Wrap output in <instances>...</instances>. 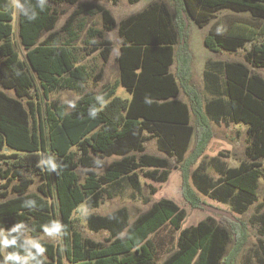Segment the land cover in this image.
<instances>
[{
    "label": "trees",
    "instance_id": "16d2710c",
    "mask_svg": "<svg viewBox=\"0 0 264 264\" xmlns=\"http://www.w3.org/2000/svg\"><path fill=\"white\" fill-rule=\"evenodd\" d=\"M98 1L46 0L41 10L39 0H21L31 5L37 14L32 21L19 14V34L28 49L30 69L40 80L45 97L57 89H78L90 78L86 66L79 64L71 44L62 41L60 32L55 30L61 15L53 4L75 6L64 31H71L79 17L91 13H101L105 29H114L117 22L112 12ZM128 1L135 4L141 0ZM171 1L173 9L164 1H152L118 24L120 83L130 97L116 95L113 87L103 96L106 106L102 110H99L100 104L104 101L97 100L92 93H86L70 112L63 104L50 103L46 107L45 123L43 109L31 94L33 77L11 41L14 10L8 6V0H0V85L15 92V96H10L0 89V164L13 159L9 167L0 166V199H3L0 201V230L5 231L0 235V264L8 253L19 255L20 260L9 259L7 264H37L31 258L36 253L35 247L19 231L28 226L36 236L50 230L58 215L64 228L61 230L65 233L64 243L38 240L46 249L42 257L44 264H66L65 259L69 264H154L157 250L152 235L168 224L180 233L176 249L161 264L231 263L226 253L229 244L235 241L232 232L242 235L241 225L219 214L223 220L234 224L235 229L221 225L213 217L183 228L186 210L168 197L154 202L132 222L127 207L106 215L90 213L88 227L94 232L107 231V243L85 238L74 228V213L78 207L81 204L89 209L99 207L107 186L127 180L134 191L140 193L139 170L144 168L147 169L145 177L166 181L172 157L182 170L181 194L191 207H197L199 196L189 181L190 166L206 150L213 135L212 122L229 120L248 126L247 160L228 167L216 158L220 177L214 181L198 175L197 186L202 193L223 202L233 198L239 212L256 200L259 179L263 175L264 77L254 73L249 65L264 68V42L254 43L245 55L246 62L222 64L226 98L220 96L205 103L199 89L191 82L192 56L187 38L188 21L192 20L200 27L210 25L204 43L212 51H236L249 41L255 42L264 35V0ZM225 10L231 15H218ZM45 34L46 39L40 42ZM86 44L89 53L99 51L104 61L110 59L113 43L104 30L90 28ZM217 73V69L206 71L205 80L209 81L213 75L217 78ZM181 92L188 100L180 98ZM146 98L152 103L146 104ZM93 106L99 110L94 119L89 115ZM151 139H156L158 149L166 157L146 152L145 143ZM10 149L13 154H8ZM38 153L52 156L58 165L53 174L44 169L48 180L47 189L44 184L39 186L42 195L28 192L33 179L23 174L27 168L41 170L37 167L41 159ZM113 155L120 158L111 161L105 172L98 175L93 169L103 168L104 158ZM79 167L89 169L82 184L77 172ZM15 179L19 181L17 184H13ZM51 190L58 209L49 201ZM11 192L15 196L8 198ZM261 221L264 225V214ZM5 240L9 241L7 246ZM243 240L238 243L242 245Z\"/></svg>",
    "mask_w": 264,
    "mask_h": 264
},
{
    "label": "rangeland",
    "instance_id": "374dc122",
    "mask_svg": "<svg viewBox=\"0 0 264 264\" xmlns=\"http://www.w3.org/2000/svg\"><path fill=\"white\" fill-rule=\"evenodd\" d=\"M152 1L156 0H141L135 4L129 3L128 0H117L116 2H114V0H99V3L103 4L112 12L117 22L116 27L112 30H106L101 13H91L79 17L74 22L71 31L68 32L64 31L63 27L66 24L69 16L74 11L75 6L69 4H53V6L60 11L61 15L55 30L60 32L62 41H67L71 44L76 53L79 64L86 66L90 73V78L86 82L81 83L78 89H57L50 93L49 97H45L40 80L38 79L36 73L30 69L27 60L28 49L23 45L19 34V13L14 15V30L11 41L18 52L20 59L27 64L29 73L33 77L34 85L31 89V94L33 95L34 100L38 102L43 109V121L46 118V107L48 104H63L66 106L67 111L70 112L74 108L69 107L65 101H75L77 105V103L80 102L86 93H92L96 96L103 97L107 94L110 88L114 87L116 95L123 98L130 97L129 92L120 83V71L117 57L119 55L121 38L118 31V24L123 18L141 11ZM160 1L168 3L171 9H173L171 0ZM218 15L224 17L231 15V13L229 11H222ZM243 16H248V14H244ZM188 23L189 33L187 38V47L192 56L191 82L199 89L202 100L205 101L210 98V95L204 86L205 78L203 72L206 64L213 60H217L222 63L226 61L246 62V53L251 50L254 43H263L264 35L257 37L255 42H247L245 46L240 47L236 51L223 50L221 53H219L212 51L205 45V28L196 25L192 20H189ZM90 28L104 30L106 37L112 41L113 50L108 61L103 60L99 51L89 53L86 49V39L89 36ZM46 37L47 34H45L40 39V42L46 39ZM249 66L254 73H258L264 77V68H257L253 67L252 65ZM174 69L175 67L173 70ZM0 89H3L10 96H15V92L11 89H5L1 85ZM180 98L188 100L184 92H181ZM247 127L248 126L245 123H231L230 121L226 123L223 121V123L220 124H216L215 122L211 123L213 133L212 138L203 154L190 166L189 181L199 196L197 207H191V205L188 204L183 198L181 194L182 170L178 168L179 165L176 166V160L172 157L170 158L171 167L169 169V174L166 181H157L145 177L144 172L147 169L144 168L139 170L142 183V190L140 193L135 192L127 180H123L121 184L116 186H107L108 191L99 207L96 209H89L86 204H81L78 207L74 213V228L81 232L85 238H92L96 241L107 243L109 237V233L107 231L103 230L100 232H94L88 227V215L90 213L106 215L121 207H127L130 212V219L132 222L140 213L148 210L154 202L163 197H168L177 201L178 204L186 210L187 215L182 225L183 228L195 225L199 221L209 217H213L221 225H226L230 229H235L234 224L223 220L219 214H214L212 211L205 208L204 205L207 204L232 214L233 218H229L241 225L242 235H239L237 232H232L235 237V241H232L229 244L226 253V255L231 259L230 264H264V225L261 221V216L264 214V159H262L263 175L259 179L256 200L245 210H243V212H239L236 209L233 198L229 199L227 202H223L219 198H215L210 194H204L197 186L200 179L195 181L198 175L211 178L214 181L220 177L216 166V158L224 161L228 167H236L243 160H247ZM45 131L46 140L49 147L50 137L47 124L45 125ZM147 146L148 152L158 153L166 156L164 153L158 151L156 139L149 140L147 142ZM73 150L77 151V148L73 147ZM7 152L8 154L14 153V151L11 149ZM47 158L48 157L45 155L44 159ZM117 158V155L106 157L104 158L105 166L103 168H95L93 170L98 175H101L105 172L107 165ZM12 160L13 159H9L6 164L3 163L0 164V166L7 168L10 166V163H12ZM77 172L79 174V182L81 184L84 183L86 177L88 176L89 169L79 167ZM50 173L53 174V171H50ZM23 174L24 176L33 179V183L30 186L28 192H35L42 195L41 191L39 190V186L44 184L45 188L47 189L46 182L48 180L44 174V170L27 168L24 170ZM18 182V179H15L13 184H17ZM236 194L237 193L234 195ZM14 196L15 193L11 192L8 198ZM48 198L49 201L52 202L53 206L58 209L57 199L52 190L50 191ZM0 201H3V199H0ZM56 219L57 221L60 220L59 215L56 216ZM4 232V230H0V235H2ZM19 233L27 240V242L33 245L38 240L53 242L59 245H63L64 243L63 236L58 239V234L56 233L49 235L47 231H44L34 236L30 227L28 226H25V228L20 230ZM179 233L180 231L175 230L170 224H168L157 233L152 235V240L156 244L157 250L156 261L154 264H161L164 259L176 249ZM242 240L243 244L240 245L238 242H242ZM65 262L66 264H69L67 259H65Z\"/></svg>",
    "mask_w": 264,
    "mask_h": 264
},
{
    "label": "clouds",
    "instance_id": "9594fccd",
    "mask_svg": "<svg viewBox=\"0 0 264 264\" xmlns=\"http://www.w3.org/2000/svg\"><path fill=\"white\" fill-rule=\"evenodd\" d=\"M45 5H46V0H39L38 6L41 10L44 9ZM8 6L14 10L13 15H16L17 13L22 14V15L26 16L29 21L36 19L37 14L33 10V8L31 7V5H26L25 3H22L21 0H8ZM29 12H31V14H29ZM97 100H103L104 101V98L102 96H97ZM65 103H67L68 106L71 108H75V106H76L75 101L66 100ZM145 103L151 104L152 100L150 98H146ZM100 105H101V109H99V110H102L103 107L106 106L105 101H104V103H101ZM99 110L95 106L90 108L89 109L90 117H92L94 119L98 115ZM38 155L41 157V159L38 162L37 167H39L41 170L47 169L51 172L58 170V165L52 156H47L48 158L44 159L45 155L43 153H38ZM97 161L99 162V159H97ZM45 165H47V168H45ZM29 201L33 204L36 203L34 200H29ZM112 218L115 219V217H112ZM62 228H63V225L59 221H56L54 223L53 227L50 230H47V232L49 235H52L53 233L58 234V239H60L65 234L64 231L63 232L61 231ZM120 238H123V234H121ZM58 239H56V240H58ZM12 243H15V240H13ZM8 244H9V241L5 240L4 245L7 246ZM33 247H35L36 253L31 258L35 259L37 261V264H44V260L42 259V257L44 256L43 254L46 251V249L42 246V244L39 241H37L33 245ZM9 259L20 260V257H19V255H16L13 253H8L5 255V259H4L3 264H7V261Z\"/></svg>",
    "mask_w": 264,
    "mask_h": 264
},
{
    "label": "crops",
    "instance_id": "0c3cea01",
    "mask_svg": "<svg viewBox=\"0 0 264 264\" xmlns=\"http://www.w3.org/2000/svg\"><path fill=\"white\" fill-rule=\"evenodd\" d=\"M225 11H228V10H225ZM209 27H210V25H206V26H204V27H202V28H205L206 29V32H205V36H206V34L208 33V30H209ZM204 36V37H205ZM223 50H220V51H214V52H219V53H221ZM214 62H220V61H217V60H213V61H211V62H208L207 64H206V67H205V69H204V72H203V75H204V78H205V72L206 71H208V70H210V71H214V69H217V70H219V73H217V78L216 77H214L215 75H213L212 76V78L209 80V81H206L205 80V84H204V86H205V89L207 90V92L209 93V95H210V98H208L207 100H205L204 102L205 103H207V101H210V100H212V99H214V98H217V97H222V98H226V95H225V87H226V83H225V81H226V77H225V72H224V68H223V66H222V64H224V63H226V62H228V61H226V62H223V63H221L220 65H214L213 63ZM243 62V61H242ZM215 66L217 67V68H215ZM222 81V82H221ZM226 122H229V120H225V123ZM220 123H223V121H221ZM220 123H218V124H220ZM231 123H233V122H231ZM217 124V123H216ZM248 128V127H247ZM148 142V141H147ZM147 142L145 143V147H146V152L147 153H149V154H154V155H157V156H162V157H166V156H163V155H161V154H158V153H150V152H148V146H147ZM191 147H193V143H192V145H191ZM158 148V147H157ZM158 151L159 152H161V153H163L162 151H160L159 149H158ZM120 157L118 156V158L117 159H119ZM235 167V166H234Z\"/></svg>",
    "mask_w": 264,
    "mask_h": 264
},
{
    "label": "water",
    "instance_id": "95a60500",
    "mask_svg": "<svg viewBox=\"0 0 264 264\" xmlns=\"http://www.w3.org/2000/svg\"><path fill=\"white\" fill-rule=\"evenodd\" d=\"M205 206V208H207L208 210H210V211H212V212H214V213H217V214H223V215H226V216H229L230 218H233V215L232 214H230V213H228L227 211H225V210H221V209H219V208H216V207H214V206H211V205H204Z\"/></svg>",
    "mask_w": 264,
    "mask_h": 264
}]
</instances>
